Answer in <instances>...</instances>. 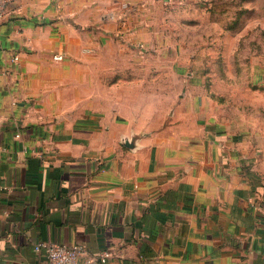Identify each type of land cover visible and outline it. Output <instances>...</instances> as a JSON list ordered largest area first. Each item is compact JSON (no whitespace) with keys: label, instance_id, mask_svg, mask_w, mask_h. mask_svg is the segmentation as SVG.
I'll return each instance as SVG.
<instances>
[{"label":"crops","instance_id":"1","mask_svg":"<svg viewBox=\"0 0 264 264\" xmlns=\"http://www.w3.org/2000/svg\"><path fill=\"white\" fill-rule=\"evenodd\" d=\"M142 2L7 4L0 264H46L38 242L111 251L105 264H264V117L182 101L144 129L123 79L141 39L124 14Z\"/></svg>","mask_w":264,"mask_h":264},{"label":"rangeland","instance_id":"2","mask_svg":"<svg viewBox=\"0 0 264 264\" xmlns=\"http://www.w3.org/2000/svg\"><path fill=\"white\" fill-rule=\"evenodd\" d=\"M124 16L141 24L123 79L144 129L168 125L182 101L264 117V0H143Z\"/></svg>","mask_w":264,"mask_h":264},{"label":"built area","instance_id":"3","mask_svg":"<svg viewBox=\"0 0 264 264\" xmlns=\"http://www.w3.org/2000/svg\"><path fill=\"white\" fill-rule=\"evenodd\" d=\"M10 1L12 0H0V24ZM54 59H61V56H54ZM13 60L17 61L18 58L14 56ZM33 249L43 256L46 264H105L112 256L111 251L108 250L98 254H90L84 246L77 244L67 246L51 242H38Z\"/></svg>","mask_w":264,"mask_h":264}]
</instances>
